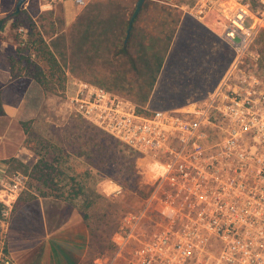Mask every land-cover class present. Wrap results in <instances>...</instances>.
I'll list each match as a JSON object with an SVG mask.
<instances>
[{
    "label": "built area",
    "instance_id": "obj_1",
    "mask_svg": "<svg viewBox=\"0 0 264 264\" xmlns=\"http://www.w3.org/2000/svg\"><path fill=\"white\" fill-rule=\"evenodd\" d=\"M158 2L212 24L232 61L203 98L149 113L101 86L67 82L68 108L143 155L150 187L139 208L121 214L112 252L92 264H264V0ZM28 181L21 172L0 179V264H16L9 232ZM109 182L107 195H122Z\"/></svg>",
    "mask_w": 264,
    "mask_h": 264
},
{
    "label": "rangeland",
    "instance_id": "obj_2",
    "mask_svg": "<svg viewBox=\"0 0 264 264\" xmlns=\"http://www.w3.org/2000/svg\"><path fill=\"white\" fill-rule=\"evenodd\" d=\"M158 1H147L145 9L135 20L130 39H125V24L124 27L116 29L119 33L109 32L102 36L106 40L102 44V50L80 52L67 65L61 60L60 64L66 72V85L71 78H76L101 86L129 99L144 113L155 109H178L212 91L230 66V50L220 41L218 30L212 24H200L187 17L183 18L179 10ZM130 7L132 12V6ZM11 12L12 10L7 14ZM168 12H171L172 17H167ZM148 20H156L157 23L149 28ZM171 20L176 22L171 23ZM169 34L172 35L170 41ZM122 42L127 47L129 57L133 58L134 66L129 64L124 55L116 53L118 45ZM139 56L150 61V74L145 71L140 60L135 59ZM157 63L162 65L158 76L155 71ZM153 75H156L157 80L151 88L150 77ZM149 90L150 93L144 101L143 98ZM56 100L58 109H62L61 115L58 116L55 112ZM49 110L51 111L47 112V120L36 124L35 131L38 136L48 138L62 148H68L69 145L62 142L67 129L70 132L80 131L85 138L97 132L99 136L117 145V149L120 148L114 139L76 116L68 108L66 99L52 98ZM75 143L74 146L78 148L79 142ZM81 150H88L90 155L88 159L83 157L76 160L82 164L77 173L79 172L80 180L87 186V192L93 201L88 212L86 232L53 234L59 226L52 222L51 218L44 219L40 204L33 198H27L25 191L14 208L11 237H24L31 243L45 239L63 242L64 246L73 250H82L84 256L80 264H92L93 258L112 252L111 237L121 214L139 208L147 198L150 187L140 173H137V177L126 176L128 184L119 179L118 170L124 166L126 159L121 158L120 154L116 159L113 160V156L111 159L109 147L93 151L90 147L82 146ZM88 162L94 166L88 165ZM106 181L105 188L103 186ZM109 181L122 187V195L116 198L107 195L114 188ZM56 207L53 203V215L56 213ZM31 243L27 246L32 245ZM23 245L16 243V246Z\"/></svg>",
    "mask_w": 264,
    "mask_h": 264
},
{
    "label": "crops",
    "instance_id": "obj_3",
    "mask_svg": "<svg viewBox=\"0 0 264 264\" xmlns=\"http://www.w3.org/2000/svg\"><path fill=\"white\" fill-rule=\"evenodd\" d=\"M17 1L0 0V101L4 111V115L0 117V179L6 173L19 170L20 164L30 167L37 161L38 156L34 152V147H26L25 140L31 136L38 137L39 134L35 131L36 124L47 120V112L51 111L49 110L51 100L58 98L44 94L32 80L10 78L6 51L13 45L10 30L12 19H6L5 16L16 7ZM147 1L152 0H144L138 14L145 9ZM136 2L137 0H87L86 5L79 8L72 0H58L51 8H45L46 0H26L22 9L36 24L58 61L61 63L62 60L67 65L80 52L102 50V44L106 42L102 36L109 32L116 34L117 28L129 24ZM137 16L131 25L132 33ZM155 21L148 20L149 28L156 25ZM160 71L161 69L157 76ZM55 102V112L58 116L61 115L62 109L60 107L58 109L57 100ZM22 122H30L28 136L23 132ZM30 186L25 194L27 198H33L40 204L44 219L55 217V221L59 218L61 220L59 228L53 234L86 232L87 226L81 220L78 205H73L74 208L57 201L52 202L51 199L38 195L36 191L38 185L35 182L30 181ZM103 187H107V181ZM77 202L81 203L80 200ZM53 203L57 206L54 215L51 211ZM12 225L9 232V248L16 264L81 263L84 255L79 246V250H76L77 248L73 250L64 246L63 242L59 243L52 239L31 243L24 237H11ZM16 243L24 245L20 247L16 246ZM28 243L32 245L27 246Z\"/></svg>",
    "mask_w": 264,
    "mask_h": 264
},
{
    "label": "trees",
    "instance_id": "obj_4",
    "mask_svg": "<svg viewBox=\"0 0 264 264\" xmlns=\"http://www.w3.org/2000/svg\"><path fill=\"white\" fill-rule=\"evenodd\" d=\"M170 16L172 17V14L168 12L167 17L170 18ZM5 18L12 19L10 30L13 45L10 50L6 51V59L11 80L18 78L32 80L44 94L64 99L67 79L66 72L43 39L36 24L25 14L22 8L17 10L15 7ZM172 22L176 21L171 20V23ZM127 26L128 24H126L125 27V36ZM19 29H22L23 32H19ZM131 36L132 28L128 39H130ZM171 39L172 35L169 34L168 40L170 41ZM262 52H264V48H262ZM116 53L124 55L125 58L128 59L127 61H129V64L134 66V60H132V57H129L127 47L123 42L118 45ZM135 59L140 60L145 71L149 73L151 70L150 61L141 56ZM157 64L155 69L156 75L162 67L161 63ZM156 75L150 77L151 88L156 80ZM149 93L150 90L147 95L145 94L143 98L144 101ZM3 115L4 111L0 101V117ZM21 126L24 134L28 136L30 122H22ZM99 135V133L93 132V134L85 138L81 135L80 131L70 132L67 129L66 133L63 134L62 142L67 143L69 145L68 148H62L58 143L43 136L27 137L25 146H33L38 159L30 167L20 164L19 170L16 172H21L28 177V188L31 187L30 181L38 185L36 191L40 197L51 199L52 202L57 201L71 205L72 207H74L73 205H78L81 220L83 223H86L89 219L88 212L93 201L90 199L89 192H87V186L80 180L79 172L77 173L78 168L81 167L82 164L76 160L83 157L88 159L90 154L88 150H81V147H90L92 150L94 149L93 151L102 149V147H109L112 153L111 159L112 156L114 157L113 160L116 159L118 154H120L121 158H125L126 163L118 170L120 174H118L119 176L117 177L123 179L127 184V177H137V173L142 170L146 163V159L143 155L130 150L111 137L120 145V148L117 149V145H113L109 139L107 140ZM75 142H79L78 148L74 146V144H76ZM88 165L94 166V164H89V162ZM112 168L114 167L112 166ZM85 171L89 172V170ZM77 200H80L81 203L78 204ZM51 221L56 223L57 226L61 224L60 218L57 221L51 218Z\"/></svg>",
    "mask_w": 264,
    "mask_h": 264
},
{
    "label": "water",
    "instance_id": "obj_5",
    "mask_svg": "<svg viewBox=\"0 0 264 264\" xmlns=\"http://www.w3.org/2000/svg\"><path fill=\"white\" fill-rule=\"evenodd\" d=\"M143 1L144 0H137V2L135 4V9H134L133 14L130 18V21H129V24L127 27V31H126V38L125 39H127L128 35H129V31L131 29L132 22L135 19V17L137 16V14L139 13ZM25 2H26V0H18L16 3V9L19 10Z\"/></svg>",
    "mask_w": 264,
    "mask_h": 264
}]
</instances>
